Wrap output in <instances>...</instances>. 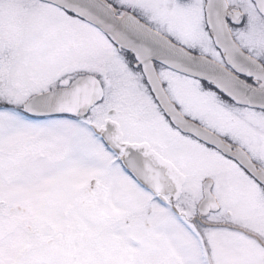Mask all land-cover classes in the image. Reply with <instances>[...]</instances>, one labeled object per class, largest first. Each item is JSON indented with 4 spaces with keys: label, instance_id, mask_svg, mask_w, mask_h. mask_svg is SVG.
I'll list each match as a JSON object with an SVG mask.
<instances>
[{
    "label": "snow or ice",
    "instance_id": "obj_1",
    "mask_svg": "<svg viewBox=\"0 0 264 264\" xmlns=\"http://www.w3.org/2000/svg\"><path fill=\"white\" fill-rule=\"evenodd\" d=\"M0 264H264V0H0Z\"/></svg>",
    "mask_w": 264,
    "mask_h": 264
}]
</instances>
